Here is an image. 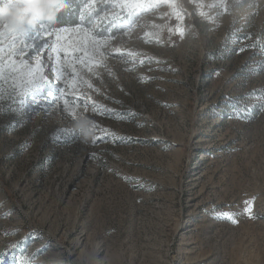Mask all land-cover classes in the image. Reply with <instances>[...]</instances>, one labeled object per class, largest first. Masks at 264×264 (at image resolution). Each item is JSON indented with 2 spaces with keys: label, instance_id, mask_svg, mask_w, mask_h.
I'll list each match as a JSON object with an SVG mask.
<instances>
[{
  "label": "rangeland",
  "instance_id": "374dc122",
  "mask_svg": "<svg viewBox=\"0 0 264 264\" xmlns=\"http://www.w3.org/2000/svg\"><path fill=\"white\" fill-rule=\"evenodd\" d=\"M75 1L103 64L56 79L37 23L15 49L49 84L21 107L27 77L0 80V264H264V0H150L116 21L112 0ZM73 99L115 135L61 131L79 133Z\"/></svg>",
  "mask_w": 264,
  "mask_h": 264
},
{
  "label": "snow or ice",
  "instance_id": "6c2138e0",
  "mask_svg": "<svg viewBox=\"0 0 264 264\" xmlns=\"http://www.w3.org/2000/svg\"><path fill=\"white\" fill-rule=\"evenodd\" d=\"M64 3H68V0H64ZM93 3H95V0H93ZM154 6H158V4L152 3L150 0H112L113 11L110 14V18L111 20L116 21L119 20L121 11H127L129 15H134L140 11H147ZM117 9L120 11H117ZM108 18V14H105L104 17H98V19L101 20ZM57 23H63V20H58ZM0 27H2V29L12 38L7 49L3 47V40L0 38V80L4 79L5 69L10 72L18 73L17 76L11 77L13 81L17 82L13 85V87H19L18 81L20 77H27L24 83L28 85V87L25 88L23 93H16V95L21 96L19 103L21 104V107H23L22 97L25 93L42 92L49 84V78L41 71L42 61H37L35 67L33 68L27 62L26 58L19 59V57L23 55L24 47H30V45L24 44V47H21L18 50L15 49L17 37H28L29 29L35 28L36 25L19 31L16 29H10L6 23L0 24ZM38 27L49 37V39L53 36L55 37V42L50 44L49 48L56 55L57 64L59 65L55 76L56 79L62 80L68 67H71L73 72L76 73L77 64L84 67L88 72H93L94 67L101 66L103 64L102 58L105 56V52L101 51V49L105 48L109 44V39L98 37L93 33L91 28L84 27L82 23H76L75 26L55 27L51 29H49L47 25L39 23ZM93 27H95V25H93ZM179 31L182 35V30ZM5 53H7L6 56ZM61 53L64 54L63 61H61L60 58ZM77 53H80L81 55H76ZM14 56H16L17 59H13L12 57ZM77 77L79 78V73H77ZM83 82L87 84L88 88L93 87L89 81ZM72 87L73 93H75L77 85H72ZM3 94L4 89L0 86V99H3ZM61 99H63V94L57 96L54 101H49L48 107L51 108L54 102L58 103ZM81 104H84V102L81 101L78 104L76 103V99H73L72 101L65 100L64 106L61 109L62 116H64L65 119H72L76 123L80 118H82L77 116L75 112V109L79 108ZM84 107L87 109L89 105L84 104ZM90 107L94 114H101V107L96 103L93 102ZM11 110L16 112L20 111V109ZM4 111L5 109L0 106V113H3ZM45 114H47V109H45ZM87 121L90 124L92 133H95L97 129L104 133V136H100L98 138L94 136L92 140L93 144L103 142V140L109 135H115L107 129L100 128L99 124L94 120L87 118ZM61 131L68 135H74L77 139H79L82 135L80 132L77 133L74 129L68 127L61 129ZM247 204L248 202H246V205ZM245 211L251 214L252 209L250 206H247ZM221 218L229 219L235 222L234 214L232 213H221L217 216V219Z\"/></svg>",
  "mask_w": 264,
  "mask_h": 264
},
{
  "label": "clouds",
  "instance_id": "9594fccd",
  "mask_svg": "<svg viewBox=\"0 0 264 264\" xmlns=\"http://www.w3.org/2000/svg\"><path fill=\"white\" fill-rule=\"evenodd\" d=\"M64 7V0H0V24L6 23L17 31L37 23L51 27ZM75 127L85 139L92 134L87 117L80 118Z\"/></svg>",
  "mask_w": 264,
  "mask_h": 264
},
{
  "label": "trees",
  "instance_id": "16d2710c",
  "mask_svg": "<svg viewBox=\"0 0 264 264\" xmlns=\"http://www.w3.org/2000/svg\"><path fill=\"white\" fill-rule=\"evenodd\" d=\"M80 11V4L76 1L72 4H65V7L59 12L57 21L63 20V23H57L54 26L48 28H55V27H66V26H75L76 23L79 21V13Z\"/></svg>",
  "mask_w": 264,
  "mask_h": 264
}]
</instances>
